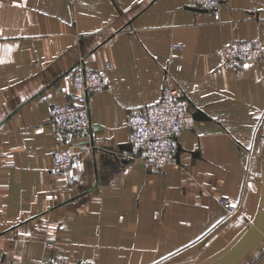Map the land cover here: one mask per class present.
I'll list each match as a JSON object with an SVG mask.
<instances>
[{"label": "crops", "instance_id": "0c3cea01", "mask_svg": "<svg viewBox=\"0 0 264 264\" xmlns=\"http://www.w3.org/2000/svg\"><path fill=\"white\" fill-rule=\"evenodd\" d=\"M244 38L264 45V0H0V264H264V55L218 61ZM79 64L107 81L87 133L49 112ZM167 77L197 115L180 166L147 167L129 115Z\"/></svg>", "mask_w": 264, "mask_h": 264}, {"label": "built area", "instance_id": "2783aa9c", "mask_svg": "<svg viewBox=\"0 0 264 264\" xmlns=\"http://www.w3.org/2000/svg\"><path fill=\"white\" fill-rule=\"evenodd\" d=\"M196 6L205 10L217 8L230 0H194ZM264 45L257 38L232 39L218 50L221 65L235 66L245 61L260 60ZM74 87L67 100L54 102L50 108L52 123L60 129L89 132L91 116L89 96L105 89V74L98 69L76 65L65 73ZM194 112L186 93L166 78L160 98L131 111L129 125L135 157L147 167H179V137L183 130L193 126ZM74 155L66 147L53 151L55 168L65 169L73 164ZM229 207L227 200H221ZM48 246H52L48 243ZM39 264H83L65 256L52 255Z\"/></svg>", "mask_w": 264, "mask_h": 264}, {"label": "water", "instance_id": "95a60500", "mask_svg": "<svg viewBox=\"0 0 264 264\" xmlns=\"http://www.w3.org/2000/svg\"><path fill=\"white\" fill-rule=\"evenodd\" d=\"M196 113L194 112V118H196ZM262 231H264V226L261 228V231L259 232V236H262ZM249 249V247L248 248H245L244 250H243V253L244 252H246L247 250ZM235 259L236 258H231L230 260H228L227 262H225V264H235L234 262H235Z\"/></svg>", "mask_w": 264, "mask_h": 264}]
</instances>
